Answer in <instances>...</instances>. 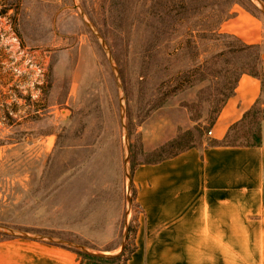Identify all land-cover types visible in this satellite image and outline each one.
I'll return each instance as SVG.
<instances>
[{"label": "rangeland", "instance_id": "obj_1", "mask_svg": "<svg viewBox=\"0 0 264 264\" xmlns=\"http://www.w3.org/2000/svg\"><path fill=\"white\" fill-rule=\"evenodd\" d=\"M261 45L253 0H0V225L128 256L140 210L127 168L215 141ZM164 130L177 135L146 150Z\"/></svg>", "mask_w": 264, "mask_h": 264}, {"label": "crops", "instance_id": "obj_2", "mask_svg": "<svg viewBox=\"0 0 264 264\" xmlns=\"http://www.w3.org/2000/svg\"><path fill=\"white\" fill-rule=\"evenodd\" d=\"M256 103L264 108L263 83L242 73L212 123L211 138H225ZM165 132L157 139L145 136V149L177 135L175 130L160 137ZM261 133L259 146L203 144L158 162H140L131 172L140 212L127 264H264V119ZM5 235L0 264H81L69 245ZM102 251L112 254L115 248Z\"/></svg>", "mask_w": 264, "mask_h": 264}, {"label": "trees", "instance_id": "obj_3", "mask_svg": "<svg viewBox=\"0 0 264 264\" xmlns=\"http://www.w3.org/2000/svg\"><path fill=\"white\" fill-rule=\"evenodd\" d=\"M244 46L246 48L257 47V45H253V44L252 45L251 44H245ZM243 73H247V74L253 75V76L261 79V81L263 83V87H264V72H263L262 67H261V56H260V64H259L258 69L257 68H256V70L248 69V70H245ZM233 91H234V88H233L231 94L233 93ZM263 119H264V109H262L261 104L256 103L251 109L246 111L241 122L233 124L231 126L228 134L225 137V139H227L232 130L238 128L241 125H245L248 127V130L245 132V135L247 136V140L245 142H232V143L226 142L225 143L224 142L225 140H223L221 142L215 140L209 144L210 145H213V144L231 145V146H259L262 143L261 121ZM190 135H191V132H184L181 134L179 133L180 138H177V140L175 139L174 142H178V139H182L186 136L189 137ZM198 146H199V144H197L193 140H190L186 146L180 148L178 151L174 152L172 155L167 156V157L176 156L177 154H179L180 152H182L184 150L194 148V147H198ZM167 157H164V158H167ZM160 160L150 161V162H158ZM136 166H137V164L132 165V167H131L132 173H133ZM133 249H134V246H133ZM133 249L131 250L130 254L132 253ZM130 254L128 256H126V249H125L119 255L112 256V257H102V256L87 254V253H83V252H81L79 255H81V264H127V260L129 259Z\"/></svg>", "mask_w": 264, "mask_h": 264}, {"label": "water", "instance_id": "obj_4", "mask_svg": "<svg viewBox=\"0 0 264 264\" xmlns=\"http://www.w3.org/2000/svg\"><path fill=\"white\" fill-rule=\"evenodd\" d=\"M253 1L256 3V5L259 7V9L264 13V2L262 0H253ZM103 43L105 44L104 40H103ZM121 107H122V115H124L125 107L123 104V99H122ZM125 142H126V147L129 148L128 147L129 143H128V133L127 132H126V141ZM127 173L129 176V181H128V189H129L128 204H129V206L128 207H130L131 206L130 187H131L132 179H131V173L128 172V168H127ZM0 230L1 231L4 230V231H6V233L12 234V235H18V236L29 237V238H33V239L48 240V241H52V242L63 243V244L69 245L71 247H74L76 249H79L80 251H83L84 253H87V254H92V255H97V256H102V257H112V256H116V255L120 254L119 252L117 254L96 253V252H93L91 250H88L86 247H84L82 245L75 244L71 241H67V240H63V239L62 240L55 239L53 237L46 236V235H33V234H30L27 232L17 231L15 229H12V228H9L6 226H2V225H0ZM126 230H127V225L125 224V232H126ZM124 247L125 246L123 245L121 251L124 250Z\"/></svg>", "mask_w": 264, "mask_h": 264}, {"label": "built area", "instance_id": "obj_5", "mask_svg": "<svg viewBox=\"0 0 264 264\" xmlns=\"http://www.w3.org/2000/svg\"><path fill=\"white\" fill-rule=\"evenodd\" d=\"M208 133L211 135V134H212V131H211V130H209V131H208Z\"/></svg>", "mask_w": 264, "mask_h": 264}]
</instances>
